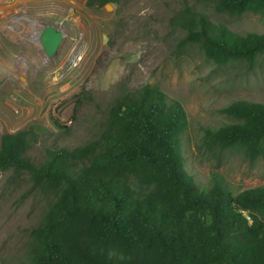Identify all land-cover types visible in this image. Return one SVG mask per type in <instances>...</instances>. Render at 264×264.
<instances>
[{"label": "trees", "instance_id": "16d2710c", "mask_svg": "<svg viewBox=\"0 0 264 264\" xmlns=\"http://www.w3.org/2000/svg\"><path fill=\"white\" fill-rule=\"evenodd\" d=\"M215 7L229 15L264 13V0H215ZM185 10L184 42L205 59L252 63L264 54V32L239 35ZM221 112L231 122L203 128L200 154L264 155V103L236 101ZM187 125L177 99L145 85L113 102L96 139L46 149L40 162L26 155L32 129L2 135L0 172L26 174L52 197L16 264H264V184L235 192L213 172L198 186L180 151Z\"/></svg>", "mask_w": 264, "mask_h": 264}, {"label": "rangeland", "instance_id": "374dc122", "mask_svg": "<svg viewBox=\"0 0 264 264\" xmlns=\"http://www.w3.org/2000/svg\"><path fill=\"white\" fill-rule=\"evenodd\" d=\"M86 1L0 0V137L32 129L26 155L40 162L46 149L96 139L117 98L151 85L185 109L180 151L198 186L213 172L235 192L264 184V155L249 159L229 149L212 158L198 151L203 128L231 122L224 106L264 103V54L252 63L215 64L184 42L183 26L187 7L233 33H262L264 13L225 14L215 0H121L101 8ZM46 26L60 35L49 55L37 39ZM51 202L26 174L0 172V264L26 258L29 230Z\"/></svg>", "mask_w": 264, "mask_h": 264}, {"label": "water", "instance_id": "95a60500", "mask_svg": "<svg viewBox=\"0 0 264 264\" xmlns=\"http://www.w3.org/2000/svg\"><path fill=\"white\" fill-rule=\"evenodd\" d=\"M59 33L49 27H44L37 35L38 42L40 44L41 49L44 51L46 55L52 53L53 48L59 39Z\"/></svg>", "mask_w": 264, "mask_h": 264}]
</instances>
